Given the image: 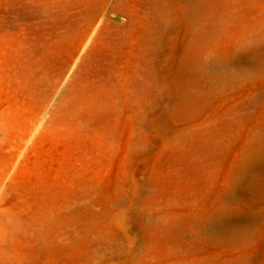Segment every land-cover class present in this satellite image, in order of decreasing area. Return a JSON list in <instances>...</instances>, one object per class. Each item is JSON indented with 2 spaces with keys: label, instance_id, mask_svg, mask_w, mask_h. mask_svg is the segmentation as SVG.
I'll use <instances>...</instances> for the list:
<instances>
[{
  "label": "rangeland",
  "instance_id": "374dc122",
  "mask_svg": "<svg viewBox=\"0 0 264 264\" xmlns=\"http://www.w3.org/2000/svg\"><path fill=\"white\" fill-rule=\"evenodd\" d=\"M260 154L264 0H0V264H264Z\"/></svg>",
  "mask_w": 264,
  "mask_h": 264
},
{
  "label": "bare ground",
  "instance_id": "6f19581e",
  "mask_svg": "<svg viewBox=\"0 0 264 264\" xmlns=\"http://www.w3.org/2000/svg\"><path fill=\"white\" fill-rule=\"evenodd\" d=\"M263 159H264L263 155L260 154V156H259V158H258V160H259L258 162H262V161H264Z\"/></svg>",
  "mask_w": 264,
  "mask_h": 264
}]
</instances>
